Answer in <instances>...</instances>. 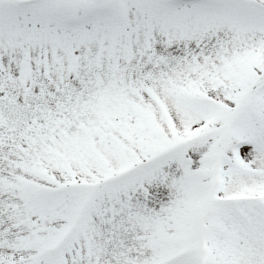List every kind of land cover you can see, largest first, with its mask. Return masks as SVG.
<instances>
[{
    "label": "snow or ice",
    "instance_id": "snow-or-ice-1",
    "mask_svg": "<svg viewBox=\"0 0 264 264\" xmlns=\"http://www.w3.org/2000/svg\"><path fill=\"white\" fill-rule=\"evenodd\" d=\"M0 264H264V0H0Z\"/></svg>",
    "mask_w": 264,
    "mask_h": 264
}]
</instances>
